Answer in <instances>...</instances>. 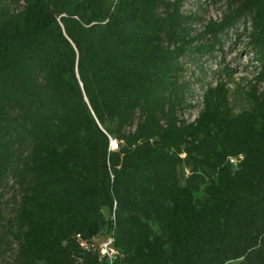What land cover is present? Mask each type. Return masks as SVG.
Listing matches in <instances>:
<instances>
[{
  "label": "trees",
  "instance_id": "trees-1",
  "mask_svg": "<svg viewBox=\"0 0 264 264\" xmlns=\"http://www.w3.org/2000/svg\"><path fill=\"white\" fill-rule=\"evenodd\" d=\"M186 1L0 0V264H264V0L201 31ZM239 37L242 104L219 80L179 118Z\"/></svg>",
  "mask_w": 264,
  "mask_h": 264
},
{
  "label": "rangeland",
  "instance_id": "rangeland-1",
  "mask_svg": "<svg viewBox=\"0 0 264 264\" xmlns=\"http://www.w3.org/2000/svg\"><path fill=\"white\" fill-rule=\"evenodd\" d=\"M225 4V0H187L183 11L186 14L196 15L201 19L194 26L197 31H201L208 21L219 22L225 11ZM223 39L221 54L218 52L213 54L212 57L200 55L199 61L187 64L188 71L184 77L193 89L192 96L189 97V102L193 108H185L179 118L188 122L192 121L201 109V95L205 85L214 86L219 80L226 83L234 110L242 104L234 91L237 89L247 91L250 82L253 84L252 78L254 76L250 64V54L245 50L246 39L241 37ZM223 66H226L224 70L229 71V76L218 73ZM200 67L203 68L204 73L200 71ZM257 90L258 93L264 94V83L259 84ZM10 196V193H6L3 199L4 218H8L12 212L13 202ZM1 264H12V257L7 256Z\"/></svg>",
  "mask_w": 264,
  "mask_h": 264
},
{
  "label": "built area",
  "instance_id": "built-area-1",
  "mask_svg": "<svg viewBox=\"0 0 264 264\" xmlns=\"http://www.w3.org/2000/svg\"><path fill=\"white\" fill-rule=\"evenodd\" d=\"M110 149L111 150H115L116 146H117V142L113 139H110ZM112 243V238H108L106 241L102 242L99 245V249H100V254L101 255H109V254H113L114 251L111 249L110 245Z\"/></svg>",
  "mask_w": 264,
  "mask_h": 264
}]
</instances>
